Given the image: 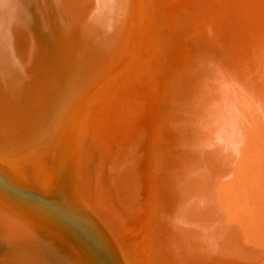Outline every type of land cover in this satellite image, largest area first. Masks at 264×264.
Here are the masks:
<instances>
[{
    "label": "bare ground",
    "instance_id": "6f19581e",
    "mask_svg": "<svg viewBox=\"0 0 264 264\" xmlns=\"http://www.w3.org/2000/svg\"><path fill=\"white\" fill-rule=\"evenodd\" d=\"M30 1L31 0H0V18L2 17V14H1L2 11H5L4 9L5 8L7 9V7L9 9V5L15 6L18 8V10H20L19 12L14 10L13 14H10L12 15V17H10L9 15V17L11 18V23H8L10 27L9 26L7 27H9L10 29L9 28H8L9 30L4 29L3 31H6V32L8 31L7 32L9 34L8 36L10 37L14 45V48H11V47L10 48L11 50L13 49L14 51L12 57L15 56L14 58H15V63L17 65L16 67L17 71L24 72V70L26 69L30 70L32 67V64H35L36 60L40 58L41 56H43L45 57L43 59L45 70L43 69L44 67L41 69H43L44 71L45 81L43 85L41 84L39 85L41 88L43 86L46 88L48 87L49 89H52V88L54 89V87L58 86L59 84V82L57 81V77L59 76L58 74H60L58 73L59 72L58 68H60L61 66V63H60L61 60L58 57L59 56L58 52L60 53L61 50H59V48H57L58 51H56L57 49L55 50L54 48L49 49L48 48L49 46L47 47L45 45L46 39L42 37L40 33H36L34 31L35 28L33 26V23L35 22V20L33 17L29 16L30 13H29L28 8L31 10L34 6H36L38 10L40 11V17L42 18L41 22H45V20H48V17L50 16L49 15L50 11L47 8L48 5L46 4V1L45 0H34L32 4ZM166 1L158 0V3H156L157 8H155L154 0L152 1L151 0H58V2H60V5H62L61 3H64L63 5L66 4L68 5L69 8H73L72 5H74L75 8H73V11L75 9L77 10L79 9L83 11L88 8L97 10V6L99 5V7L102 8L103 13H105L107 17L105 18L106 21L104 19L102 20V22L106 23L109 20L108 22L109 26H107L108 23H106L107 25L105 26L109 27L110 29L106 30L107 31L106 36L105 35L103 36L104 37L103 40L99 39L96 42L95 44L97 45L96 48L98 49L99 47V49L97 50L95 48L93 59L91 55H90L91 60L88 58L90 63L88 64L87 68L78 69L80 65L76 63L77 64L76 68L75 67L71 68L72 72L76 71L77 73H79L80 76L84 75V78H85L84 81L88 82L89 80V83L91 82L90 84L92 83L95 84L97 82L101 83L106 78L107 72L111 68L112 69L115 68V65H114L115 62H113L114 59L111 61V64L109 65L106 62L104 57L109 55L111 56V58H114L113 57L114 54L117 55V53H119L120 51V47L124 48L125 43H127L130 49H132V52L134 53L137 52L136 47L139 46L138 44H139L140 35L142 36L145 33L150 32L147 39L151 41V44H152V38L154 39L152 50L155 51L153 52V53H156L154 57L158 59V61H155L153 63L154 64L153 66L155 68L153 66L147 67V70H144L137 77L133 86L132 84L129 85V87L131 86L133 87L131 88L132 91L128 90L132 93H135V92L142 93L141 95H143V97H141V99H145V101L146 100L149 101V106L147 107V109H145V106H144L141 111L142 112L149 111L151 104L160 106L163 103L167 102L166 95L168 96L170 95V92H172L171 89H173V87L165 86L167 85V83L164 82V80L166 79V80L174 81L173 85L176 86V96L179 93L183 92V90L187 86V89H185V95L183 98V102H181L182 110L190 114L191 111L197 110L199 106L200 108L203 109L205 114H206V111H208L206 116L211 122V126L208 124L210 127H208L209 131H208L207 141H203L200 135H198L195 138H192V135H190L189 138L188 137L186 138L182 136V133L185 134V132L181 128L180 129L175 128L178 126L185 127L188 125L189 129H192V127L196 126V124L198 123H193V122L186 123L182 115H181L182 118L180 117V115H175V117L172 116L167 120H163L161 118L160 125L162 124L164 125L162 130H163V133H166V135L164 134V140H163L164 144L161 145V149L164 152L163 154H166L168 150V153L171 155V158L169 159V157H167L163 159L162 158L157 159L156 157V160L154 162L155 164L154 168H152L150 167V164H144V160L141 158L142 157L141 154H144V155H147L151 159V152L150 150H148L147 145L139 149V152L142 151L141 154L138 153V149H137L138 147L143 146L142 145L143 140L141 137H144V140L147 144L148 138L150 134L152 133L151 132L152 124L148 125L145 135L143 134L144 132V127H143L142 129L143 135H141L140 137L138 136L137 130H132L130 136H127L126 133L123 132V129H126V128L119 127L118 129V125L119 123H122V121L126 122V124L128 125H131V122H127L126 117L123 114L122 109H124L126 106L120 108L114 105L117 108L119 115L117 113H113V114L109 113L108 120H105L103 115H101V122L96 131V134L93 137L94 142L93 143L91 142L97 148L98 154H96V156L97 157L99 156V161L95 165V170L93 171H90V168L88 169V165H90L89 164L90 162L89 153L90 152H89V149L87 148V145L86 147H84L85 146L84 143L86 142V139H84L85 140L84 142L82 139V135L81 137L79 136L80 133L82 132H80L81 131L80 129L78 130V133H79L78 137H80V139L78 140L82 139L81 142H83V144L80 145L81 142L79 143L78 141L79 143L78 147L80 145L79 147L80 156H79V159L77 158L78 164L77 162L74 163V165L77 164L79 166L77 167L79 168V171L76 173L78 176L76 178L79 180L80 190H77V189L76 190L80 192L81 194L80 198L84 199L83 202L84 201L87 202L86 204L90 203V205L96 210L95 212L89 207L91 209V212H94L95 215H97L94 221L98 219L97 223L100 225L99 228L101 229V235L104 232L110 238V240H107L106 238H104L105 239L104 240L103 238L100 237L99 233H95L93 231L100 238V241L103 242L105 251L106 252L109 251L110 259L108 260H111V257L114 260L117 254L115 249H117V251L120 253L119 249L121 247L123 249V255L127 258V260H130L133 264H138L140 254H139V251L135 249L138 245L136 242V239L135 237L129 238L128 237L129 232L126 230V227L121 224V221L118 222L115 219L117 216H120L122 212L117 208V206H115L118 204V202L113 200L112 205H111L109 204V201L110 199L116 198V199H119V203H121V205L125 203L124 199H127L128 198L127 195L129 194L131 190H133L132 189L134 187L133 182L135 180L138 181L142 178V168L140 166H143L144 170L146 171L148 175V179H150L149 172H151L157 178L158 183L159 181H161V178L163 180V178L168 176L169 179L167 183L169 185L165 186V185L160 184L161 186L153 187L154 194L156 193L159 195L156 201H161L165 204L167 211L170 212L171 214V220L173 218L172 217L173 212L177 216H179V218H181L176 228H177V237L179 238L183 237L182 234H185L186 232H188L186 220H185L186 215H185V209L183 208V204H182L183 199H182V196L180 195V192L177 190V188H175L177 191L176 194L172 192L174 182H171V181L174 179L171 175V170H170V164H171L175 168L176 171L178 170V168H181L182 170L187 171V173L190 175V182H189L190 199L187 198V203L189 205L191 204L193 205L194 210H195V215L197 218L194 220V226H193L195 230L194 244H198L200 242V238L203 236L201 210L203 207H206V209L211 215L210 227L216 230V232L218 233L221 244L225 246L227 249H230L232 251L234 250L233 251L234 255H235L234 252L236 248L239 251L240 258H242L243 260L247 261V258L249 256L251 260L253 258H256L259 255L260 248H261V245L264 239V156H263L264 118L257 120L259 110H261L262 108L264 110V52H260L254 48H251L253 44L255 45L258 44L264 47V22L263 20H259V15L257 12H255L256 9H254L255 7H252L250 3H246L242 7L238 5L237 7L238 10H243L248 13L246 16H244V18H246L249 21L245 20L243 22H236V23H233L234 25H230V23L228 22L230 21L228 20L230 15L227 16V13L224 14V11H223V3H224L223 1L224 0H174L171 4L172 7L170 8H167V5L165 4ZM250 1L253 2V0H250ZM259 1H261V5L259 6V8L260 7L263 8L264 0H258L257 3ZM25 2L26 4H24ZM36 7L35 9H37ZM38 10L36 14L39 13ZM25 11H27L29 14L25 15ZM154 11L155 13L156 11L158 12V17H157L158 20L155 21V23L153 22L154 20L152 19V17H154ZM73 13L76 14V12H73ZM80 13L78 12V14ZM75 14L73 15L76 16ZM63 15H66V14L63 13ZM59 16H61V14ZM63 18L66 19V17H63ZM65 19H63L64 22H65ZM71 20H68V21H71ZM74 20L76 21L77 19L74 18ZM151 21L152 23H154L153 25L151 24ZM47 22L45 23V26L47 25ZM53 26H55V24ZM72 27L74 26H72L71 24L70 27L68 28L71 29ZM81 29L84 30L85 28H81ZM194 31L196 32L192 34V38H191L192 40H188L187 42L182 44L181 47H179L180 43H178V40L185 39L188 34H191ZM68 32H70V30ZM178 32L180 33V36L179 34H177ZM175 34H177V36H175ZM111 35L113 36L112 38L113 42L110 44L109 37ZM122 36H125V40L121 39ZM69 37H70V34L68 33L67 38ZM93 37L94 36H92V38ZM97 37L100 38V36L98 35ZM167 37H169L172 40L168 39ZM196 37H201L202 40L204 41L199 40L195 42L194 39H196ZM173 42L175 44V47L173 48V52H171V57H166L165 53L167 54L168 48H169L168 43H173ZM91 43L92 42H90V44ZM105 43H106V46H104ZM187 43H189V45ZM7 44H10V43H7ZM254 47L257 48V46H254ZM102 48L104 49L101 55L102 61L96 67V61L100 57V52ZM92 49L94 48L92 47ZM92 49H90L89 51H91ZM189 49H195V54H190L192 52L189 51ZM211 50L214 51L213 56L210 54ZM8 53H9V48H8ZM85 54L86 53H84V55ZM135 55L133 57H135ZM8 57L9 56H7V58ZM208 57L210 58V62L207 59H205ZM84 62L82 63V65L86 64V61ZM172 65H173V69L170 70V73H168L169 75H167V77H164V71L168 69V66H172ZM2 66L3 64L0 60V121H3V120L5 121L6 119H9L15 116V119L13 120V122L11 119V122H12L10 123L11 126H13L12 124L17 123L18 125L16 126H19V129H21V132H24L25 131L24 129L28 127H32L31 130L37 127L35 132L40 131L38 132V135L35 136L37 137L36 139L38 141L28 146V150H29L28 152H30L29 154L24 153L23 157L19 158L16 162H14V159L8 160L9 165L11 163V166L8 165L7 167H10V175L11 177L13 176L12 182L13 184H15L17 180L16 185L18 184L20 186L24 185L25 184L24 179L28 177L27 172L31 173L29 171H32L33 173L31 174H35L34 179L37 182L42 183L44 181H47L49 182L48 183L49 185L55 186L54 182L56 181L57 183V180L55 179L57 176H55L54 178V173L51 174L52 170L50 172L47 171L49 163H46L47 161H49L50 157H52L54 160L53 155L50 156L49 158L47 156V153H51L52 149L50 148L51 149L50 152L44 153L43 155H40V156L39 154L34 156L35 153H33L32 151L34 149H31L35 147L38 148L37 145H39L41 142L43 144V142L45 143L46 141H48L49 137H46L47 131H49L50 128L52 129V123H54V119L50 118V121H48V118L45 119L42 114L41 109H42L43 104L45 103V99H43L44 95H41V97L37 98V95L39 92L38 93L36 91L34 92L33 89H32L33 91L29 92L26 95L20 94L21 95V96L19 95L20 97L18 96L16 97V95H12L10 93L11 91L8 85H9V82H11L13 78L11 80L6 78L5 75L8 73L4 71ZM11 66L14 67L13 65ZM83 67H85V65ZM78 70H81V71H78ZM19 74H22V73H19ZM96 75L97 77H95ZM200 75L203 78H199ZM18 76L17 78L19 80ZM124 76H125L124 73H122V77ZM11 77L12 76H10V78ZM122 77L120 79H123ZM29 79H34V78L29 77ZM18 80H17V83H18ZM116 80H119V79H116ZM124 80L126 81V79ZM124 80H123V83H124ZM123 83L121 84L123 85ZM29 84H31V82ZM202 84H203V87H202ZM15 85L17 86V84ZM92 86L93 85L91 86L89 85V87H92ZM189 86L194 87L195 89H192V88L190 89ZM22 88H20V90ZM39 94H41V92ZM197 96H200L198 100H197ZM39 98L43 99V100L41 99L43 101L42 103L41 101H39L40 100ZM207 98H212V101L208 102ZM67 99L62 103V105L59 108V110L60 109L61 110L58 111V113L56 114L57 116H60L61 119H63L62 122L71 120V123H72L74 117H71L72 116L70 113L71 110L69 108H73L75 105L71 107ZM104 106L105 104L102 107L105 108ZM112 106L113 105H111V108ZM42 110H44V108ZM100 113L101 112L99 111L95 115L96 117H94V122H96V120H100L98 117ZM114 120L117 122L116 129H114L115 132L107 128L108 122L114 121ZM192 120H195V119H192ZM6 123L8 124V122ZM48 123H49V126L47 125ZM62 124L63 123H60L55 127L53 134L54 133L56 134L57 132L61 130L60 125ZM11 126L8 128V131L10 130ZM65 126L66 128L62 130L63 133L61 134L60 137H58L59 139L63 138V136H66L69 140V138H71L70 136L73 137V134H74V137H77L75 136L76 127H73L72 129H70L69 127L67 128V125ZM102 126H104L105 128H103ZM4 128L7 129V127H4ZM221 128L225 130L226 135L223 131H220ZM12 129H14V127ZM58 129L60 130L57 131ZM30 132H34V131H30ZM41 132L44 134V138H42V140H39ZM57 134L59 136L60 132ZM68 134H70V136ZM216 136H218V138L223 137L225 142L228 141L227 139L229 140L233 139V141L235 139L237 141L242 139L244 154H242L241 152H237L236 142H232L230 146H227L226 148L223 149L222 143H218L217 140H213V139H216ZM74 137L71 139L74 140L75 139ZM83 137L86 138V135ZM10 138H8V140ZM15 138H16V134H15L14 139ZM59 139L58 140L56 139V141L53 144L54 156L61 154L58 151L59 149L58 144L57 146H55L56 142L59 141ZM100 139L102 140L103 143L105 142L103 145V148L102 146L101 147L99 146ZM73 140L68 141V142L66 141L70 145L69 146L70 148L71 147L73 148V145H71L72 142L74 143ZM15 142L16 140L14 141V143ZM24 142H26V140H24ZM24 142H22V145ZM150 142H152V139ZM12 143H10L11 146H13ZM106 145L112 147V150L110 153L108 154L106 153V157H105L103 152H106L104 151V149L106 148ZM175 145H177V148L181 147L182 153H183V147H187L188 153L189 152H191V154L194 153L195 156L187 154V153L182 154L180 151L175 149ZM95 147L93 148L94 150L92 149L93 151H95ZM70 148L68 150H70ZM74 148L72 149L73 152L75 150ZM146 148H147V154H146ZM258 150H260L261 156L259 155V153H257ZM72 153L71 155L74 156V154ZM71 155H67V156H71ZM62 156L64 155L60 156L61 159L59 161L56 160L59 157L57 158L55 157V160L53 162H52V158H51V161L49 162L54 163V164H58L56 163V161L62 163L63 162L62 159L65 160ZM65 158L67 159V157ZM70 158L67 160V163L69 162ZM72 160L73 159L71 158L70 163H68L69 165L71 164ZM207 163L211 164L210 166L211 176H208L203 168L204 165ZM45 165L47 167H45ZM51 165L52 164H50V166ZM58 165H57V168H59ZM30 167H31V170L28 171ZM61 169H62V166H61ZM62 172L60 173V175H62ZM68 172L69 171H67L66 173ZM81 172L83 176L82 181L80 180ZM73 173L71 171L70 173L71 176ZM14 179L16 180L13 181ZM20 180L23 181V184H20V182H22ZM256 185L261 193V195L258 198L255 197V191L257 190L255 189L254 186ZM74 187H72V189H75ZM159 189L161 190L159 191ZM76 190H74L75 193H72L74 192L73 190L72 191L70 190V191L73 195L75 194V196H77ZM184 193L188 195L185 189H184ZM202 193H204V195ZM201 194L203 196H200ZM107 195L111 196L109 200L107 199L108 198ZM78 197H79V194H78ZM260 200H262V202ZM176 201L177 203L175 204ZM258 201H259V205L261 202L260 208L253 209L251 207L253 206L252 202H258ZM156 204H160V203H156ZM82 208H85V207H82ZM86 208H88V206ZM256 209H258V211L256 214H254L253 212ZM29 211L32 212L31 210ZM126 211L129 214H131V216L134 215V213H131L128 209H126ZM92 214L93 213H91L90 215L93 216L94 214L93 215ZM250 216H253L255 218V234L253 233L252 224H251L252 219L250 218ZM127 219H131V218H127ZM122 221H124V219H122ZM105 227H107L108 230H106ZM94 230L97 231L95 228ZM7 231H8V228H7ZM125 231L127 232V238L130 239V241L128 242L130 243L133 249L127 248L123 244V241L119 242V240H121L120 236L122 235L125 236L124 235ZM97 232H100V230ZM14 233H9L6 236V238H4L3 240H0V261L2 262L4 260V257H6V255H8L7 258L8 257L10 258L9 253L11 252L13 254L16 250L17 256L15 255L14 256L15 258L18 256L19 257L16 259L17 262H15V264H19V262L20 264H38L39 263L37 262L38 256L36 257L35 254L33 256L31 255L34 253L33 251L34 249H30L29 247L30 245L27 246L25 241L21 239L19 240L17 239V237H14L15 236ZM2 234H4V232ZM82 239L85 242H87L86 240L88 238L85 240L84 237H82ZM133 241L135 243H133ZM30 242L32 241L30 240ZM87 244L86 246L89 245ZM77 246L78 245H76V247ZM146 250L148 251V246H146ZM81 253H83L82 250H81ZM192 253H194L192 248H182V250L180 251L178 246L174 245L170 249V252L168 255L162 257L161 259L158 256V260L160 264H187ZM48 254H49L48 250L44 254V257L42 254L41 257L43 258V262L47 264H55L57 259L53 257L52 255L50 254L48 255ZM207 257L211 258L210 255H208ZM15 258H13V260ZM235 259L238 262H240L237 258ZM100 262L101 264H103L102 261ZM4 263H1V264H4ZM7 263L9 264V262ZM111 264H115V262L114 263L111 262Z\"/></svg>",
    "mask_w": 264,
    "mask_h": 264
},
{
    "label": "rangeland",
    "instance_id": "374dc122",
    "mask_svg": "<svg viewBox=\"0 0 264 264\" xmlns=\"http://www.w3.org/2000/svg\"><path fill=\"white\" fill-rule=\"evenodd\" d=\"M33 1L34 0L30 1L31 4L33 3ZM45 1H46V4L48 5L47 8L50 11L49 12L50 16L48 15L49 16L48 20L50 19L49 21L45 20V22H41L42 18L40 17V11L38 10V8L36 6L33 7V5H32V7L34 9L36 7L37 9H35V11H34L33 8L31 10L28 8L30 14L27 12L28 11L27 10V11H25V15L29 14V16L34 18V20H35V22L33 23V26L35 28L34 31L36 33H40L42 35V37H44L46 39L45 45L47 47L49 46L48 47L49 49L54 48L56 50L57 48H59V50H61L60 53L58 52V54H59L58 57L61 60V62H60L61 66H60V68H58V70H59L58 73H60V74H58L59 76L57 77V81L59 82L58 86L54 87V89L53 88L49 89L48 87L46 88L43 86H42V88L40 87L39 84L43 85L44 81H45V77H44L45 75H44V71H43V69L45 70V67L43 64L44 63L43 59L45 57H43V56L38 58L36 60L35 64H32V67L30 70L26 69V70H24V72L23 71L22 72L17 71V69H16L17 65L15 63V58H14L15 56L12 57L14 51H13V49L11 50V48H14V45H13L10 37L8 36L9 35L7 33L8 31L6 32L3 30L4 29L9 30L10 29L9 28L10 25L8 24V23H11L10 17H12V15H10V14H13L14 10L18 11V12L20 10H18V8L15 6H10L9 4H8L9 9H8V7H7V9L5 8L4 9L5 11H2V13H1L2 17L0 18V31H1L0 32V60L3 64L2 67H3L4 71H6V73H8L5 75L6 78H8L9 80H11L13 78L11 80V82H9V85H8V87L11 91L10 93L12 95H16V97L17 96L20 97L21 95H26L33 90H34V92L36 91L37 93L41 92V94L38 93L37 98L41 97V95H44L43 99H45V103L42 106V109L44 108V110L41 109L42 114H43L45 119L48 118V121H50V118L54 119V123H52V129L50 128L49 131H47L46 137H49L48 141H46L45 143L43 142V144L41 142L39 145H37L38 148H36V147L31 148V149H34V150H32L33 153H35L34 156H36L38 154H39V156L43 155L44 153L50 152L52 149L51 153H47L48 158L53 155L54 160H55V157L56 158L59 157L56 159L59 161L61 159L60 156L64 155L62 157L65 160L62 159V161H63L62 163L56 161V163H58L59 165L49 162V161H51L52 157L49 158V161H47V160H46L47 162L45 161L46 163H49L47 171L50 172L52 170L51 174L54 173V178H55V176H57L55 178L57 180V183L54 180L55 186L49 185L48 184L49 182H47V181H44L42 183L37 182L34 179L35 174H31L33 172L29 171V170H31V167H30V169H28V171L31 173H28L26 171L27 175H28V177L26 179H24L26 185L24 184V185H22L23 186L22 187L18 184L19 182L17 183L18 185H16V182H17L16 179L13 180V181L16 180L15 184H13V182H12L13 176L11 177V175H10V167H7L9 165L8 160L14 159V162H16L19 158L23 157L24 153L29 154L30 152H28L29 151L28 146L30 144L38 141L36 139L37 137H35V136H37L38 132H40V131H36L37 132V134H36L35 130L37 129V127L33 128L32 130H31L32 127H28V128L24 129L25 130L24 132H21V129H19V126H16V125H18L17 123L16 124L14 123L15 125L12 124L13 126H11L10 123L13 122V120L15 119V116H13L9 119H6L5 121L4 120L0 121V179L2 178L0 180V230H1L0 231V235H1L0 240H3L4 238H6V236L9 233L15 232L14 237H17V239H19V240L21 239V240L25 241L27 246L30 245L29 246L30 249H34L33 250L34 253L31 255L33 256L35 254L36 257L38 256L37 257L38 258L37 262H39L38 264H41V263L47 264V263L43 262V258L41 257L42 254L44 257V254L47 252V250H48V253L50 255H52L53 257H55L57 259L55 264H60V263L61 264H89V263L90 264H92V263L93 264H101L100 261H102L103 264H108L109 261H110L109 264H111V262L112 263L115 262V264H129V263L133 264L130 260H127V258L123 255V249L121 247L119 249L120 253L117 251V249L114 248L116 253H117L115 259L113 260L111 257L112 261L108 260V259H110L109 251H107V252L105 251L103 242L100 241V238L95 234V233H99L101 238H103V239L106 238L107 240H110L109 236L107 234H105L104 232L101 235V229L99 228L100 225L97 223L98 219L96 218L97 220L94 221L95 217L97 215H95L94 212H91V209L95 212H96V210L90 205V203H88L89 204L88 205V204H86L87 202H85V201L83 202L84 199L80 198L81 194L79 191H77V190H80L79 180L76 178V177H78L76 173L79 171V168H77V167H79L77 165L78 164L77 158L79 159V156H80L79 155L80 154V148L79 147L81 144H83V142H81V141L83 139V141L85 142L84 139H86V142L84 143L85 144L84 147H86V145H87V148L89 149V152H90L89 153L90 154L89 155V158H90L89 164L90 165H88V169L90 168V171H93V170H95V165L99 161V156L98 157L96 156V154H98V151H97V148L92 143L94 142L93 137L96 134V131H97L99 124L101 122V115H103L105 120H108V114L109 113H111V114L117 113L118 114V110L116 107L121 108V107L126 106L124 109H122L123 114L126 117L127 122H131V125H128V124H126V122L122 121V123H119L118 129H119V127L126 128V129H123V132L126 133L127 136H130L132 130H137L138 136L140 137L143 134L145 135V132L147 131L148 125L152 124V126H151L152 127L151 128L152 133L149 136L150 139L148 138V142L146 144L144 137H141L143 140V144H142L143 146L138 147L137 149H138V153L141 154L142 151L139 152V149L143 148L145 145H147L148 150H150V152H151V159L147 155H144V154H141V156H142L141 158L144 160V164H150V167L154 168V165H155L154 162L156 160V157H157V159H160V158L163 159V158H167V157H169V159L171 158V155L168 153V150H167L166 154H163L164 152L161 149V145L164 144V141H163L164 140V134L166 135V133H163V130H162L164 125L163 124L160 125L161 124V118L163 120H167L172 116L175 117V115H180V117H181V115H182V117H184V121L186 123H188V122L198 123V124H196V126L192 127V129H189L188 125L185 127L178 126L175 128L176 129L181 128L185 132V134L182 133V136H184L186 138L187 137L189 138L190 135H192V138H195L198 135H200V137L203 139V141H207L208 131H209L208 127L211 126V122L208 119V117L206 116L208 111H206V114H205L203 109L200 108L199 106H198L197 110L191 111L190 114H188L186 111L182 110L181 109V102H183V98L185 95V89H187V86L183 90V92L179 93L176 96V86L173 85L174 81L166 80V79L164 80V82L167 83V85H165V86H168V87L172 86L173 87V89H171L172 92H170V95L169 96L166 95L167 102L163 103L160 106L151 104L149 111H147V112L141 111L144 106H145V109H147V107L149 106V101L148 100L145 101V99H141V97H143V95H141L142 93H138V92L132 93L130 91H132L131 88H133L132 86H133L135 80L137 79V77L144 70H147V67L153 66L154 65L153 63L155 61H158V59H156L154 57V55L156 53H153V52H155V51L152 50L153 49L152 45L154 44V39L152 38V44H151V41L149 39H147L150 32L145 33L142 36L140 35L139 44H138L139 46L136 47L137 52H135V53L132 52V49H130V47L127 45V43H125L124 48L120 47L119 53H117V55L114 54V56H113L114 58H111V56H109V55L104 57L106 62L109 65L111 64V61L114 59L113 62H115V64H114L115 68H113V69L111 68L107 72L106 78L101 83L97 82L95 84L94 83L90 84L91 82L89 83V80H88V82L84 81V79H85L84 75L80 76L79 73H77L76 71L72 72L71 68H73V67L76 68L77 64L80 65L78 69L87 68L88 64L90 63L89 59L91 60V56L93 59L94 50L97 46V45H95L96 42L99 39L103 40L104 39L103 36L104 35L106 36V32H107L106 30L110 29L109 27H107V26H109V23H108L109 20L106 22V23H108V25L106 23L102 22V20H104L107 17H106V14L103 13V10H102V8L99 7V5L97 6V10L99 8L98 11L95 9H92V8H88V9H85L83 11L79 10V9H78L79 10L78 11L77 9H75L76 11L75 10L73 11V8H75L74 5H72L73 8H69L68 5H66V4L63 5L64 3H61L62 5H60V2H58V0H45ZM164 1H166V0H164ZM173 1L174 0H167L165 2V4L167 5V8L172 7L171 4ZM257 1L258 0H253V2H251L250 0H228V1L224 0L223 1L224 2L223 3V11H224V14L227 13V16L230 15L228 18V20H230V21H228L230 23V25H234L233 23H236V22H243V21L247 20L246 18H244V16H246L248 13L243 11V10L237 9L238 5H240V7H242L246 3H250V5L252 7H255L254 9H256L255 12H257L259 15V20H263V22H264V7L259 8V6L261 5V1H259L258 3H257ZM154 2H155L154 6H155V8H157L156 3H158V0H154ZM56 3L57 4L59 3V4L57 5ZM24 4H26V2ZM71 4H72V2H71ZM65 6H67L68 8ZM5 7H6V5H5ZM58 8H60V9H58ZM11 9H12V11H11ZM225 9H226V11H225ZM37 10L39 11L38 14H36ZM60 10H62L63 12ZM73 12H76V14ZM78 12L79 13L81 12V13L78 14ZM63 13H65L66 15H63ZM156 13H157V15H156ZM156 13L154 11V17H152V19L154 20V21L153 20L152 21L154 23H155V21L158 20L157 19L158 12L156 11ZM60 14H61V16H59ZM73 14H75L76 16H74ZM9 15H10V17H9ZM67 16H68V18H67ZM73 16L75 19H77L76 21L74 20ZM63 17H66V19ZM62 18L65 19V22ZM71 19H73V20H71ZM62 20H63V22H62ZM68 20H71V21H68ZM105 21H106V19H105ZM152 21H151V24L153 25L154 23H152ZM247 21H249V20H247ZM46 22H47V25L45 26ZM75 22H77V23H75ZM73 23H75L76 25ZM52 24L53 25L55 24L56 27L53 26ZM71 24H72V26H74V27H72L74 29L68 28V27H70ZM64 25H66V26H64ZM105 25H107V26H105ZM7 26H9V27H7ZM105 27H107L108 29ZM53 28H54V30H53ZM81 28H85V29L83 30ZM98 29H100V30H98ZM67 30L68 31L70 30V32H68ZM195 32L196 31L192 32L191 34H188L186 36V38L183 40H178V43H180L179 47H181V45L184 44L185 42H187L188 40H192L191 39L192 34ZM68 33L70 34L69 38H67ZM177 34H179V36H180L179 32ZM177 34H175V36H177ZM97 35L100 36V38L97 37ZM5 36H6V38H5ZM64 36H65V38H64ZM92 36H94V37L92 38ZM112 38H113V36L111 35L109 37V43L110 44L113 42ZM167 38L170 39L169 37H167ZM197 38H199V39H197ZM121 39L125 40V36H122ZM196 39H194L195 42L202 40L201 37H196ZM170 40H172V39H170ZM202 41H204V40H202ZM76 42H78V43H76ZM90 42H92V43L90 44ZM7 43H10V44H7ZM187 44L189 45V43H187ZM104 46H106V43ZM168 46H169V48H168L167 54L165 52L164 53H165L166 57H171V52H173V48L175 47V44H174V42L168 43ZM254 46H257V48H255ZM92 47L94 49H92ZM8 48H9V53H8ZM89 48L92 50L89 51L90 50ZM251 48H254L260 52H264V47L261 45H258V44L257 45L253 44L251 46ZM98 49H99V47H98ZM10 50L12 53L10 52ZM87 50L91 54L88 53ZM103 50L104 49L102 48V50L100 52V57L96 61V67L102 61L101 55L103 53ZM56 51H58V49ZM96 51H95V53H96ZM189 51L192 52L190 54H195V49H189ZM61 52H62V54H61ZM84 53H86L88 57L86 56V54L84 55ZM213 53H214V51L211 50L210 54L212 56H213ZM134 55H135V57H133ZM7 56H9V57L7 58ZM65 56L68 58H66ZM195 57H197V56H195ZM10 58H11V60H10ZM205 59H207L210 62L209 57L205 58ZM11 61H12V63H11ZM84 61H86V64L82 65V63ZM11 65H13L14 67H12ZM41 65H42V67H41ZM84 65H85V67H83ZM10 66H11V68H10ZM41 68H43V69H41ZM172 69H173V65L168 66V69L164 71V77H167V75H169L168 73H170V70H172ZM9 70H10V72H9ZM78 71H81V70H78ZM122 71H124V72H122ZM121 72L124 73V75H125L124 77H122ZM9 73L10 74L12 73V74L10 75ZM19 73H22V74H19ZM9 75L12 77L10 78ZM97 75L95 77H97ZM17 76L19 77V80H18ZM29 77L34 78V79H29ZM121 77L123 79H120ZM199 78H203V77L200 75ZM41 79H42V81H41ZM76 79H78V80H76ZM116 79H119V80H116ZM124 79H126V81ZM17 80H18V83L20 82L19 85L17 83ZM29 80H31V81H29ZM123 80H124V83H123ZM81 81H83V82H81ZM28 82L29 83L31 82L32 85L29 84ZM120 82L123 83V85ZM15 84H17V86ZM36 84H37V86L38 85L39 86L37 87ZM130 84H132L131 87H129ZM89 85L90 86L93 85V86L89 87ZM100 85H102V86H100ZM134 87H136V86H134ZM202 87H203V84H202ZM207 87H209V86H207ZM207 87H206V89H207ZM20 88H22V89L20 90ZM189 88L195 89L194 87H191V86H189ZM36 89H38V90H36ZM128 90H130V91H128ZM95 92H97V93H95ZM128 92H129V94H128ZM199 97L200 96H197V100L199 99ZM41 99L39 101H41V103H42L43 99L42 100ZM57 99H58V101H57ZM66 99H67V101H69V104L71 105V107H73L75 105L73 108L68 107L71 110L70 111V113L72 115L71 117H74L72 123H71V120L62 122L63 119H61V117L57 116V114H56V113H58V111L61 110V109L59 110V108ZM91 99H92V101H91ZM207 100H208V102H211L212 98H207ZM92 102H93V104H92ZM111 103H113V104H111ZM104 104H105V106H104L105 108L102 107ZM111 105H113V106L116 105V107L112 106V108H111ZM56 106H57V108H56ZM110 108H111V110H110ZM99 111L101 112L98 115L100 120H96V122H94V117H96L95 115ZM27 113H28V111H27ZM75 113H76V115H75ZM257 118H258L257 120L264 118L263 108L261 110H259ZM11 119H12V122H11ZM192 119H195V120H192ZM6 122H8L9 125ZM49 123L47 124L48 126H49ZM60 123H63L62 124L63 126L60 125L61 130L60 129L57 130V131L60 130L59 131L60 134L58 136L57 133H59V132L56 131L57 133L53 134V131H54L55 127ZM73 123H75V124H73ZM116 123L117 122L115 120L109 121L107 124V128H109V130L115 132L114 129H116V125H117ZM153 123H154V125H153ZM6 124H7V126H6ZM65 125H67V128L69 127L70 129H72L73 127H76L75 136H77V137L79 134L78 130L80 129L81 130L80 132H82V133H80L79 136L81 137V135H82V139L78 140V139H80V137H78V138L74 137V134H73V137L75 138L74 140L71 139L73 137L70 136V134H68L71 137V138H69V140L66 136H63V138L59 139L58 137H60L61 134L63 133L62 130L64 128H66ZM143 125H145V126H143ZM3 126L7 127V129L4 128ZM10 126H11V128L8 131V128ZM48 126H47V128H48ZM13 127H14V129H12ZM102 127L105 128L104 126H102ZM143 127H144V132L142 134ZM16 128H18V129H16ZM30 131H34L35 133L30 132ZM220 131H223L225 133V130H223L222 128ZM83 133L86 135V138L83 137V136H85ZM15 134H16V138L14 139ZM31 134H33L34 136ZM225 135H226V133H225ZM9 136L13 139H11ZM30 136L31 137L33 136V137L31 138ZM7 137L10 138L9 139L10 141L8 140ZM21 137H22V139H21ZM27 138H28V140H27ZM42 138H44V134L41 132L39 140H42ZM55 138L57 140L59 139V141H57L58 143L56 142L55 146H57V144H58V148H59L58 151L61 153L60 155H57V156L56 155L54 156V151H53L54 150L53 144L56 141ZM151 139H152V142H150ZM15 140H16V142H15L16 144L14 143ZM24 140H26V142H24ZM72 140L74 141V143L72 142L71 145H73V148L75 146L74 152L72 150L73 148L72 147L70 148L69 147L70 145L67 143L68 141H72ZM213 140H217L218 143H222L223 149L226 148L227 146H230V144L232 142H236L237 143V146H236L237 152H241L242 154H244L242 139L239 141H237L236 139L234 141H233V139L232 140L227 139L228 141L225 142L223 137L218 138V136H216V139H213ZM21 141L24 142L23 145H22ZM78 141H79V143L81 142L79 147H78V144H79ZM3 143H4V145H3ZM10 143H12L13 146H11ZM102 143L103 142L100 139L99 146L100 147L102 146V148H103V145L105 142L103 144ZM173 144H174V142H173ZM172 145H171V147H172ZM177 145H175V149H177L178 151H180L182 153L181 147L177 148ZM94 147H95V151H93ZM69 148H70V150H68ZM147 148H146V154H147ZM111 150H112V147L106 145V148L104 149V151H106V152H103L105 157H106V153L107 154L110 153ZM70 152L71 153L73 152L72 154H74V156L71 155ZM183 153L184 154L187 153V154L195 156L194 153H192V154H191V152L188 153L187 147H183ZM257 153H259V155L261 156L260 150H258ZM67 155H71V156H67ZM263 156H264V150H263ZM65 157H67V159ZM70 157L74 160V161L73 160L71 161V164H70L71 166L68 164V163H70V160H71ZM107 157H108V155H107ZM69 158H70V160L67 163V160ZM124 158H125V156H124ZM202 158H203V156H202ZM4 160L7 161L8 163L5 162ZM54 160L52 158V162ZM92 160H93V162H92ZM76 162H77V164L74 165V163H76ZM6 163H7V165H6ZM50 164H52V165L50 166ZM46 165H45V167H47ZM57 165L59 166V168H57ZM9 166H11V163ZM61 166H62V169H61ZM210 166H211V164L207 163L203 167L204 171L207 173L208 176H211ZM52 167H53V169H52ZM66 167H68L69 169ZM140 167L142 168V178L138 181L135 180L133 182L134 183V187L132 188L133 190H131L129 192V194L127 195L128 198L124 199L125 203H123L121 205V203H119V199H116V198L110 199L111 196L107 195L108 196L107 199L108 200L110 199L109 204L112 205L113 200L117 201L118 204L115 206H117V208L120 211H122L121 215L117 216L115 218L116 221H118V222L121 221V224L126 227V230L130 233V234L128 233L129 238L135 237V239H136V242L138 245L135 249L138 250L139 254H140L138 264H155V262H156V264H160V262L158 260V256L161 259L162 257L168 255L170 252V249L174 245H177L178 248L180 249V251L182 250V248H192L193 249L194 253L191 254L190 259L188 260L187 264H241V263L242 264H264V239H263V243H262L261 248H260L259 255L256 258H253L251 260H250V256L247 258V261L243 260L242 258H240L239 251L236 248H235V252H234L235 255H234L233 254L234 250L232 251L230 249H227L225 246H223L221 244V242L219 240L220 237H219L218 233L216 232V230H214L210 227L211 215L208 212V210L206 209V207H203L201 210V217H202L201 221H202V226H203V229H202L203 236L200 238V242L198 244H194L195 230H194L193 226H194V220L197 218L195 215V210H194L193 205L192 204L189 205L187 203V198L190 199V187H189L190 175L187 173V171H184L181 168H178V170L176 171L175 168L170 164L171 175L174 179L171 181V182H174L172 192L174 194H176L177 191L175 188H177V190L180 192V195L182 196V199H183L182 204H183V208L185 209V215H186L185 220H186L187 231H188L185 234H182L183 237H181V238L177 237V228L176 227H177L181 218H179V216H177L173 212V216H172L173 218L171 220V214H170V212L167 211L165 204L161 201H156V199L159 195L156 193L154 194V189H153V187H158L161 185L168 186L169 184L167 183V181H168L169 177L166 176L165 178H163V180L161 178V181H159V183H158V180L153 173L149 172L150 173V179H148V175H147L146 171L144 170L143 166H140ZM63 168L65 171L63 170ZM72 168H73V170H72ZM60 169H61V171H60ZM66 170L69 172L66 173L67 172ZM62 171H64L65 173ZM71 171H72V173L74 172L73 173L74 175L72 174L73 178L70 174ZM61 172H62V175H60ZM56 173H57V175H56ZM82 178H83V176H82V172H81V179H80L81 181H82ZM20 181H22V180H20ZM64 182H66V183H64ZM20 184H23V181L20 182ZM47 185H49V186H47ZM72 185H74L75 187ZM71 186L74 187L75 189H72ZM254 187L257 190V191H255V197L258 198L261 195L260 190L258 189L257 185ZM184 189L187 191L188 195H186L184 193ZM70 190L71 191L76 190L77 196H75V194L74 195L72 194V193H75V191L71 193ZM160 190L161 189H159V191ZM78 194H79V197H78ZM202 194L204 195V193H202ZM202 194L200 196H203ZM260 201L262 202V200H260ZM261 202H260V205H259V201L258 202H252L253 206H251V207L253 209L254 208H260ZM156 203H160V204H156ZM176 203H177V201L175 202V204ZM80 204L83 206H81ZM84 204H85V206H84ZM87 206H88V208H86ZM82 207H85L86 209L82 208ZM126 209H128L131 213H134V215L131 216V214H129L126 211ZM29 210H31L32 212H30ZM257 211H258V209H256L253 213L256 214ZM31 213H33V214L35 213L34 214L35 216ZM91 213L94 214V215L92 214L94 217L90 215ZM40 217H41V219H40ZM127 218H131V219H127ZM250 218L252 219L251 224H252L253 233L255 234V218L253 216H250ZM122 219H124V221H122ZM43 220H45V221H43ZM13 222H15V223H13ZM11 223H13V224H11ZM14 226H16V227H14ZM7 228H8V231H7ZM94 228L97 231L100 230V232L95 231ZM129 228H131V229H129ZM103 229H104V227H103ZM105 229L108 230L107 227H105ZM1 232L2 233L4 232V234L5 233H7V234L4 235ZM132 233H134V234H132ZM82 235H84V236H82ZM124 235L125 236H123V235L120 236L121 240H119V242L123 241V244L127 248H132L130 243L128 242V241H130V239L127 238V232L126 231H125ZM82 237H84L85 240L88 238L86 240L87 242H85L82 239ZM30 240L32 242H30ZM133 243H135V242L133 241ZM86 244L88 246H86ZM76 245H78V246L76 247ZM146 246H148V251L146 250ZM80 249L82 250L83 253H81ZM40 250L42 251V253ZM98 250H100V251H98ZM36 251H38V252H36ZM16 252H17L16 250L13 254L10 252L9 253L10 258L9 257L7 258L8 255H6V257H4V260L2 262L1 261L0 262L1 263L5 262L4 264H8L7 262H9V264H10L12 262L13 258H15V256H17ZM106 253L108 254V256ZM11 254H12V256H11ZM102 254H104L105 256ZM208 255H210L211 258L207 257ZM18 257H16L14 259L15 261L13 260L12 263L15 264V262H17L16 259ZM235 258H237L241 263L238 262ZM85 259H87V260H85ZM91 260L94 262H92ZM19 264H20V262H19Z\"/></svg>",
    "mask_w": 264,
    "mask_h": 264
}]
</instances>
